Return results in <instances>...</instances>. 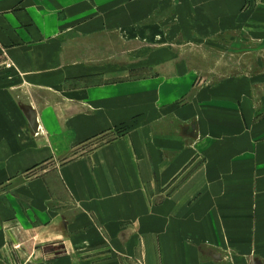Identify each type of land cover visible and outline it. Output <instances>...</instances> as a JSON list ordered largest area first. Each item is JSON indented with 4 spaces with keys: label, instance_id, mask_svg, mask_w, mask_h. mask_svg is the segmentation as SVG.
<instances>
[{
    "label": "crops",
    "instance_id": "obj_1",
    "mask_svg": "<svg viewBox=\"0 0 264 264\" xmlns=\"http://www.w3.org/2000/svg\"><path fill=\"white\" fill-rule=\"evenodd\" d=\"M187 1L210 33L264 8ZM160 4L0 0V264H264V98L148 54Z\"/></svg>",
    "mask_w": 264,
    "mask_h": 264
},
{
    "label": "rangeland",
    "instance_id": "obj_2",
    "mask_svg": "<svg viewBox=\"0 0 264 264\" xmlns=\"http://www.w3.org/2000/svg\"><path fill=\"white\" fill-rule=\"evenodd\" d=\"M162 1L163 4L158 8L161 24L158 27L155 25L153 33L149 32L148 37H144L142 46L144 50L148 49V54L152 50L164 51L163 56L168 58L167 55L177 51L184 62L198 69L196 85L213 82L221 76L228 79L243 78L246 89L256 99L264 98V8L258 9L246 3L240 12L242 26L218 29L210 33V30L200 27L196 11L188 9L187 0ZM156 31L159 32V38L155 37ZM4 65L9 67L10 63L6 62ZM143 74L144 70L139 72V75ZM150 74L152 73L145 75ZM256 110H261L260 117L264 116V106ZM35 132L38 137L42 134V128L38 127ZM114 134L98 137L75 148L70 154L56 160L57 164L75 158L82 150L89 151L103 144ZM30 175L31 172L23 177Z\"/></svg>",
    "mask_w": 264,
    "mask_h": 264
}]
</instances>
